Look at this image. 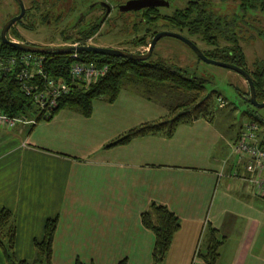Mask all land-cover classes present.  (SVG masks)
Segmentation results:
<instances>
[{"label":"crops","instance_id":"1","mask_svg":"<svg viewBox=\"0 0 264 264\" xmlns=\"http://www.w3.org/2000/svg\"><path fill=\"white\" fill-rule=\"evenodd\" d=\"M157 102L126 86L113 104L95 100L90 117L61 109L49 121L0 125V212L14 213L18 260L36 259L35 241L58 217L53 264H153L155 235L141 215L157 204L182 224L172 246L180 244L184 262L193 264L199 252L202 263L214 229L224 240L217 264H264V197L247 184L243 160H228L231 143L214 118L181 124L172 138L106 149L166 117L169 108L152 110ZM221 171L231 179L223 181ZM0 264H7L1 249Z\"/></svg>","mask_w":264,"mask_h":264},{"label":"trees","instance_id":"2","mask_svg":"<svg viewBox=\"0 0 264 264\" xmlns=\"http://www.w3.org/2000/svg\"><path fill=\"white\" fill-rule=\"evenodd\" d=\"M228 1L219 0L222 4ZM236 1H238V9L232 15L233 19L231 18V20L228 19V16L218 15L214 11V5L210 0H189L185 8L176 9L171 15H162L159 9L150 8L141 16L142 22L148 26L146 33L142 37H136L131 43L136 48H149L152 38L157 34L154 31V27L160 20H163L181 33H187L190 37H197L207 46H210L212 49L203 51L207 57L234 64L246 70L253 79L257 100L262 103L264 102V62L257 61L254 64L255 70L253 72L247 69L246 55L237 34L238 31L241 32L240 22L247 23L245 21L247 16L263 17L264 0ZM27 13L28 10L25 17L18 21L9 31V39L26 42L16 26H21L27 31L32 29L23 22ZM100 28L101 24H96L89 29H82L78 33L73 30L70 33H64L63 40L65 43L75 44L79 42L80 45L86 46L87 42L99 33ZM223 41H225L226 45H222ZM23 53L0 42V58L18 57ZM78 53L80 59L86 63L97 66L108 65V73L94 83L78 84L73 82L69 76V69L72 64V59L69 55H43L47 62V72L52 76L66 79L71 85L70 94L63 97L58 107L53 111L52 116L46 118L34 102L21 91L15 74H3L0 75V110L12 118L23 117L38 123L43 120H51L61 109H76L85 117H90L95 100H103L113 104L118 99L123 88L129 85L145 88L147 92H142L150 100L154 99L152 92L156 89H168L173 93L186 95L185 100L181 103L169 107V114L166 117L130 129L108 144L106 149L126 146L137 138L151 135L172 138L181 124H191L200 119L211 121L214 118V93L216 92L207 94L205 80L198 79L195 75H190L182 68L168 65L161 60H153L152 57L148 61L142 62L96 54L94 52ZM19 69L20 67L16 71ZM245 115L249 117V121L258 124L260 128L258 134L261 135L264 119L255 116L251 112H245ZM261 137L260 144L264 145V136ZM14 218V213L8 209H3L0 212V249L3 252L6 263L53 264V244L59 223L58 217L46 221L43 238L40 241H35L37 257L32 263L26 260L20 261L16 257V225ZM141 222L146 229L152 231L155 235L152 253L153 264H163L176 234L181 229L179 218L167 207L152 204L141 215ZM209 232V245L201 254V264H217L219 249L223 245L224 240L218 237L216 230L210 229ZM74 264L85 263L77 259ZM119 264H127V262L123 260Z\"/></svg>","mask_w":264,"mask_h":264},{"label":"rangeland","instance_id":"3","mask_svg":"<svg viewBox=\"0 0 264 264\" xmlns=\"http://www.w3.org/2000/svg\"><path fill=\"white\" fill-rule=\"evenodd\" d=\"M28 10L24 23L31 27V30H24L21 26H16L22 37L34 43L33 45L43 47H58L71 45L63 40L64 33H70L74 30V23L79 13L88 12L85 17L96 18L100 15V10L91 11L96 2L102 0H22ZM113 6L117 3H124L126 0H107ZM170 7L159 8L162 15H171L176 9L185 8L189 0H168ZM213 3L214 11L221 16H228L231 20L232 15L238 9V1L229 0L226 3H220L219 0H210ZM20 7L15 0H0V42L1 32L4 25L13 17L18 15ZM36 17L35 20L33 18ZM254 17H246L247 23H241V32L238 30L237 37L240 38L241 46L245 52L247 60V69L250 72L255 70L254 64L257 61L264 62V15ZM138 17L133 12H122L120 9L114 8L111 12L110 20L101 25L99 33L88 41L87 46H98L111 49L124 50L130 53H136L140 50L145 53L148 48H136L131 42L136 37H142L146 33L147 25L137 22ZM233 19V18H232ZM84 20V21H85ZM12 29V28H11ZM154 31L158 32H174L180 33L193 42L202 50L212 49L197 37H190L187 33H181L167 22L160 20L154 27ZM10 33V32H9ZM16 41V40H15ZM79 43V42H77ZM54 45V46H53ZM73 45V44H72ZM222 45H226L225 41ZM137 50V51H136ZM153 60H161L168 65L182 68L190 75L205 80L206 93H214V120L215 125L225 135L227 143L231 146L227 147L228 160L239 159L233 151L234 140L241 136L244 126L249 121V117L245 112H251L255 116L264 119V108L252 106L249 100L250 89L246 80L230 69L209 64L200 60L193 50L179 39L172 37H164L158 43L152 55ZM134 86V85H129ZM140 91L147 92L145 88L138 87ZM152 96L158 102L152 109L157 115L164 109L168 111L169 107H173L183 100L186 95L181 93H173L168 89L153 90ZM150 115V111L148 112ZM261 136H264V127L261 129ZM233 142V143H232ZM237 142V141H236ZM225 175V174H224ZM230 177H224L223 181L230 180ZM236 182V181H234ZM248 184V183H247ZM249 185V184H248ZM247 185V186H248ZM250 186V185H249ZM248 189L251 190V186ZM182 225V224H181ZM177 235V234H176ZM185 236L186 240L192 237L184 232L181 236ZM176 237V236H175ZM203 245V244H202ZM180 244L172 246L163 264H188L180 258ZM192 264V263H191Z\"/></svg>","mask_w":264,"mask_h":264},{"label":"built area","instance_id":"4","mask_svg":"<svg viewBox=\"0 0 264 264\" xmlns=\"http://www.w3.org/2000/svg\"><path fill=\"white\" fill-rule=\"evenodd\" d=\"M91 41L92 39L89 40V42ZM64 46L78 47L83 45L75 43ZM69 56L72 59L69 76L73 82L78 84L94 83L109 71L108 65L97 66L82 61L77 51L69 54ZM46 64L43 55L33 53H23L18 57L0 58V75L15 74L21 91L44 113V117L50 118L60 100L70 94L71 85L66 79L52 76L47 72ZM18 67L20 69L16 71ZM19 124H35V122L23 117L12 118L0 110V125L12 129ZM259 130L256 122L248 121L235 143L233 151L244 162L245 170L248 173L246 182L253 186L254 191L259 196L264 197V145L260 144L262 137L258 134ZM227 164L228 160L225 161L224 166ZM220 177H224V171L220 172ZM198 253L193 264H196L198 260Z\"/></svg>","mask_w":264,"mask_h":264},{"label":"water","instance_id":"5","mask_svg":"<svg viewBox=\"0 0 264 264\" xmlns=\"http://www.w3.org/2000/svg\"><path fill=\"white\" fill-rule=\"evenodd\" d=\"M15 1L18 3L20 7V13L17 16L10 19L4 25L2 32H1V40L3 44L11 46L21 52L33 53V54H38V55H69L75 51L94 52L96 54L143 62V61H148L152 57L153 52L157 46V43L162 38L172 37V38L179 39L182 42H184L186 45H188L193 50V52L196 54V56L203 62L230 69L232 71H235L239 75H241L248 83V86L250 89L249 100L252 106L257 107V108H264V102L260 103L257 100V93H256V88H255L253 79L251 78L250 74L246 70L234 64L213 60L207 57L203 53V51L197 46V44H195L192 40H190L189 38H187L186 36L180 33L166 32V31L158 32L152 38L151 44L149 45V48L145 53H130L124 50L111 49V48L98 47V46L43 47V46H37V45H33L30 43H26V42H19V41L11 40L8 38L9 31L18 21L22 20L26 14V7L23 1L22 0H15ZM101 6L106 8L107 13L112 11V6H110L106 2L101 3ZM169 6H170V2L167 0H130L124 6L120 7L119 9L122 12H131V11H138V10L147 9V8H160V7H169Z\"/></svg>","mask_w":264,"mask_h":264},{"label":"flooded vegetation","instance_id":"6","mask_svg":"<svg viewBox=\"0 0 264 264\" xmlns=\"http://www.w3.org/2000/svg\"><path fill=\"white\" fill-rule=\"evenodd\" d=\"M128 1H130V0H126V2H124V3H117V4H115V6H113L112 5V3H111V1H110V3H108V1L107 0H102V1H100V2H96L95 3V5H94V7H96V8H92V10L91 11H95V9H98V10H100V15L98 16V17H96V18H86V20H85V17L89 14L87 11L86 12H83V13H79V16H78V18L76 19V22L74 23V26L75 27H77V28H75L74 29V31H76L77 33L78 32H81L82 31V29H89V28H91L92 26H94V25H96V24H101L102 26H103V24L104 23H106V22H108L109 20H110V16H111V12L112 11H110L109 13H107V10H106V8H104V7H102L101 6V3H103V2H106V3H108L110 6H112V10L114 9V8H116V9H119L120 7H122V6H124ZM168 1V0H167ZM18 4V3H17ZM171 6V5H170ZM169 6V7H170ZM160 8H162V7H160ZM148 9H150V8H147V9H142V10H138V11H131L132 13L134 12L135 13V15L138 17V19H137V22H139V23H144V22H142V19H141V16L143 15V13L146 11V10H148ZM156 9H159V8H156ZM27 11V10H26ZM20 13V12H19ZM88 13V14H87ZM130 13V12H129ZM87 14V15H86ZM17 16V15H16ZM36 19V17H34L33 18V20H35ZM85 20V21H84ZM198 78V77H197ZM198 79H201V78H198ZM204 80V79H203Z\"/></svg>","mask_w":264,"mask_h":264}]
</instances>
